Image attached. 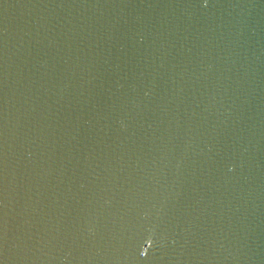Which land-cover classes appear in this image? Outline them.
Wrapping results in <instances>:
<instances>
[{
	"label": "water",
	"instance_id": "95a60500",
	"mask_svg": "<svg viewBox=\"0 0 264 264\" xmlns=\"http://www.w3.org/2000/svg\"><path fill=\"white\" fill-rule=\"evenodd\" d=\"M0 264H264V0H0Z\"/></svg>",
	"mask_w": 264,
	"mask_h": 264
}]
</instances>
